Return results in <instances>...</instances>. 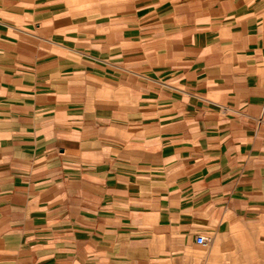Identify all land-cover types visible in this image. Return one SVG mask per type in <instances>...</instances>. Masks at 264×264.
<instances>
[{"label":"crops","instance_id":"crops-1","mask_svg":"<svg viewBox=\"0 0 264 264\" xmlns=\"http://www.w3.org/2000/svg\"><path fill=\"white\" fill-rule=\"evenodd\" d=\"M162 6L0 0V264H264V3Z\"/></svg>","mask_w":264,"mask_h":264},{"label":"rangeland","instance_id":"rangeland-1","mask_svg":"<svg viewBox=\"0 0 264 264\" xmlns=\"http://www.w3.org/2000/svg\"><path fill=\"white\" fill-rule=\"evenodd\" d=\"M226 0H156L157 3L163 4L164 7L167 9H173L177 12H180L181 10H187L189 11L190 17H195L198 11L201 10V13L203 14V17L205 19L208 18V16L213 15L215 13V10L219 7L220 3H223ZM235 0H230V2H233ZM256 2L258 3H264V0H236L237 4L242 3H249V2ZM110 3V1H108ZM162 6V8H163ZM84 7L80 8L83 9ZM112 11L111 4L109 5V12ZM202 234V233H201ZM204 234V233H203ZM213 234L211 233H205L204 236L207 238H210V243L206 247H200L192 243L183 244L182 246L186 249V252L188 253L187 256L184 257H173L170 261L167 262H161V263H144V264H202L201 262H197L199 259L207 258L206 255L208 253H212L213 249L219 247V241L216 239H213ZM228 246V245H226ZM209 259L212 257H208ZM67 264H84L82 262H68Z\"/></svg>","mask_w":264,"mask_h":264},{"label":"built area","instance_id":"built-area-1","mask_svg":"<svg viewBox=\"0 0 264 264\" xmlns=\"http://www.w3.org/2000/svg\"><path fill=\"white\" fill-rule=\"evenodd\" d=\"M210 238H207L206 236H204L203 234H197L195 236L194 242L201 247H206L208 246V244L210 243Z\"/></svg>","mask_w":264,"mask_h":264}]
</instances>
